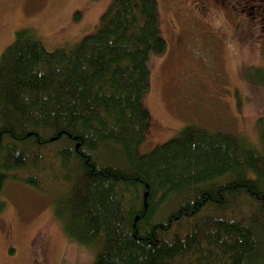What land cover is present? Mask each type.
<instances>
[{
  "label": "trees",
  "instance_id": "16d2710c",
  "mask_svg": "<svg viewBox=\"0 0 264 264\" xmlns=\"http://www.w3.org/2000/svg\"><path fill=\"white\" fill-rule=\"evenodd\" d=\"M166 48L156 0H111L95 31L54 50L16 31L0 54V192L55 190L93 264H264L263 129L254 143L187 125L139 152L148 56Z\"/></svg>",
  "mask_w": 264,
  "mask_h": 264
},
{
  "label": "rangeland",
  "instance_id": "374dc122",
  "mask_svg": "<svg viewBox=\"0 0 264 264\" xmlns=\"http://www.w3.org/2000/svg\"><path fill=\"white\" fill-rule=\"evenodd\" d=\"M110 1L0 0V54L21 29L34 31L47 50L74 45L96 30ZM240 1L156 0L158 29L167 48L148 56L149 88L142 103L149 119L140 153L193 124L260 140L264 36L259 34L264 29L259 30L261 22L242 20L244 15L238 22L230 18ZM251 4L255 2L246 5ZM54 194L19 181L5 183L0 192V264H93L98 247L66 238L52 208Z\"/></svg>",
  "mask_w": 264,
  "mask_h": 264
},
{
  "label": "flooded vegetation",
  "instance_id": "af4514ba",
  "mask_svg": "<svg viewBox=\"0 0 264 264\" xmlns=\"http://www.w3.org/2000/svg\"><path fill=\"white\" fill-rule=\"evenodd\" d=\"M218 2L219 1H217V3ZM248 2L249 3L255 2V4H251L250 6H247L246 4ZM244 3H245V5H244ZM237 5H238V7H236V9H235V16L230 15V18L232 17L233 19H237V22H238L241 15H244L245 17L241 18L242 20L250 21V24L257 21L258 25H260V22H261L262 24L259 26V30L261 28L264 29V0H241L240 2L237 3ZM258 6H261V9L259 10L258 13H256L255 9ZM255 35L257 36V34H255ZM259 35L264 36V31L262 34L260 33Z\"/></svg>",
  "mask_w": 264,
  "mask_h": 264
}]
</instances>
